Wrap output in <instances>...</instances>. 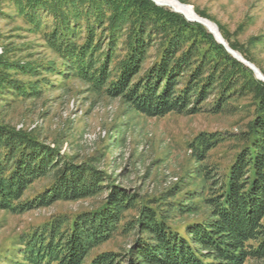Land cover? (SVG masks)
<instances>
[{"label": "trees", "instance_id": "trees-1", "mask_svg": "<svg viewBox=\"0 0 264 264\" xmlns=\"http://www.w3.org/2000/svg\"><path fill=\"white\" fill-rule=\"evenodd\" d=\"M219 28L264 73L253 53L262 39ZM0 46V210L100 199L35 227L16 264H264V81L207 26L154 0H0ZM68 79L148 117L242 108L248 120L228 134L236 145L225 167L207 161L226 136L202 132L191 143L200 189H187V175L139 195L115 185L99 154L63 152L7 116ZM117 235L133 238L122 251H96Z\"/></svg>", "mask_w": 264, "mask_h": 264}, {"label": "rangeland", "instance_id": "rangeland-1", "mask_svg": "<svg viewBox=\"0 0 264 264\" xmlns=\"http://www.w3.org/2000/svg\"><path fill=\"white\" fill-rule=\"evenodd\" d=\"M178 1L202 12L205 16L196 11L218 28L221 25L237 34L241 42L264 39V0ZM262 40L253 53L264 67ZM245 102L240 100L236 104ZM5 110L18 128L33 129L48 144L60 145L63 152H77L81 157L99 154V165L109 171L115 185L145 196L164 193L187 175L192 179V186L187 189H200L199 164L191 143L202 132L226 136L210 151L207 161L225 167L236 145L228 134L240 131L248 120L247 111L242 108L221 114L172 112L148 117L129 111L121 99L93 91L87 83L74 79L40 98L14 102ZM99 200L59 201L23 213L0 210V264H16V259H21L19 247L25 236L53 215L88 209ZM130 213L135 215L136 211ZM132 238L117 235L96 251H122Z\"/></svg>", "mask_w": 264, "mask_h": 264}, {"label": "water", "instance_id": "water-1", "mask_svg": "<svg viewBox=\"0 0 264 264\" xmlns=\"http://www.w3.org/2000/svg\"><path fill=\"white\" fill-rule=\"evenodd\" d=\"M157 4L159 5H163V6H169L172 7L173 10L180 12L182 14H184L189 20L192 21H197L200 22L202 24H204L205 26L208 27V29L215 35L216 39L224 44L226 46V48L228 49L229 52H231L236 58H238L240 61L244 62L246 65H248L256 74V76L264 81V74L262 73V71L251 61H249L248 59H246L242 54H240L238 51L234 50L233 48L230 47V45L227 43V41L225 40V38L223 37V35L221 34L219 28L217 27V29H214L210 26L209 22L210 20L203 18L199 15H197L196 17H190L187 14H185L183 11L177 9L176 7L171 6L168 2L165 1H161V0H154Z\"/></svg>", "mask_w": 264, "mask_h": 264}, {"label": "bare ground", "instance_id": "bare-ground-1", "mask_svg": "<svg viewBox=\"0 0 264 264\" xmlns=\"http://www.w3.org/2000/svg\"><path fill=\"white\" fill-rule=\"evenodd\" d=\"M161 1L168 2L171 6L176 7L177 9L183 11L185 14H187L190 17H196L198 15L193 7L183 4L178 0H161ZM209 24L212 28L217 29V25L212 21H210Z\"/></svg>", "mask_w": 264, "mask_h": 264}]
</instances>
